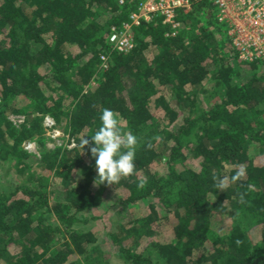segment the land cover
<instances>
[{"label":"trees","instance_id":"obj_1","mask_svg":"<svg viewBox=\"0 0 264 264\" xmlns=\"http://www.w3.org/2000/svg\"><path fill=\"white\" fill-rule=\"evenodd\" d=\"M133 9L116 0H0V151L14 169L25 173L20 144L46 115L79 144L108 108L138 141L133 173L113 185L95 183L88 146L43 156L38 182L17 176L13 191L0 192V264H109L94 252L96 234L75 227L105 199L123 213L107 234L122 264H264V71L238 61L208 1L177 11L175 36L158 21L141 23L131 51L110 52L109 28ZM150 105L161 107L169 133ZM7 113L29 125L13 128ZM237 166L243 178L213 187Z\"/></svg>","mask_w":264,"mask_h":264},{"label":"built area","instance_id":"obj_2","mask_svg":"<svg viewBox=\"0 0 264 264\" xmlns=\"http://www.w3.org/2000/svg\"><path fill=\"white\" fill-rule=\"evenodd\" d=\"M208 1L215 7V20L224 26L226 36L238 61L255 64L264 71V0H116L118 6L134 4L126 20L109 28L106 43L110 52L127 53L134 47L132 29L141 23L160 22L167 27L165 37L177 34L180 23L177 11L188 12L196 3ZM108 52L99 54V67L107 68ZM45 125L52 128L54 121L44 117ZM71 148L74 144H71Z\"/></svg>","mask_w":264,"mask_h":264},{"label":"rangeland","instance_id":"obj_3","mask_svg":"<svg viewBox=\"0 0 264 264\" xmlns=\"http://www.w3.org/2000/svg\"><path fill=\"white\" fill-rule=\"evenodd\" d=\"M259 70L261 69L257 71ZM212 87V82H206L204 84V88L207 90H212ZM204 106L206 105L204 104ZM149 109L155 122L159 126V130H161L164 135L165 133H169L171 127L167 124V118L164 116L161 107L150 105ZM44 117L45 116H43L41 120L40 132H36L31 139L24 140L20 144L21 149L28 156L23 160L25 163L22 164L25 173H18L16 168L14 169L15 162H8L10 155L4 148L0 151V192L7 193L13 191L16 186V179H18L19 176L23 179L28 177L26 173H30L34 182H38V176L42 174L41 159L43 156L48 157L59 149L69 151L78 147L77 141L69 134V131L65 128L64 122L58 124L54 121L53 127L49 128L45 125ZM6 120L15 129H20L22 126L29 125V119L27 120V117L23 115L7 113ZM71 144H74V147L71 148ZM160 161L158 166H155L157 171L161 170V165L164 163L163 160ZM51 179L52 174L41 184L46 189V192L50 191ZM109 201L105 199L101 206L83 212L81 217H79V223H77L75 227L81 230H90L96 234L97 241L94 246V252L97 255L99 253H104L103 256L109 261V264H122V260L119 258L118 254H116L117 247L111 244L107 234L108 232H117V222H119L120 216H123V213L112 207ZM91 218L95 219L90 220ZM85 219H88V222L83 224L82 220Z\"/></svg>","mask_w":264,"mask_h":264},{"label":"clouds","instance_id":"obj_4","mask_svg":"<svg viewBox=\"0 0 264 264\" xmlns=\"http://www.w3.org/2000/svg\"><path fill=\"white\" fill-rule=\"evenodd\" d=\"M98 119V128L91 135H87L90 136V140L85 138L86 135L83 136L79 140L78 147L83 152L85 146H88L87 150L94 158L97 173L95 183L113 185L118 183L121 177L129 176L134 171L137 136L131 131H122L119 117L111 109L101 108ZM245 174V168L237 166L230 178L213 177V187L223 191L229 179L231 182H236ZM143 183L144 181H140L138 186L142 187ZM240 198L243 199V194H240Z\"/></svg>","mask_w":264,"mask_h":264}]
</instances>
